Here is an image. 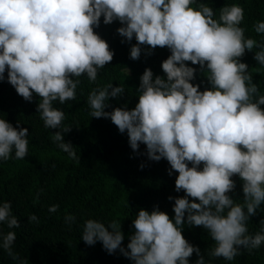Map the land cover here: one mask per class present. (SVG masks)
I'll use <instances>...</instances> for the list:
<instances>
[{
  "label": "clouds",
  "instance_id": "obj_1",
  "mask_svg": "<svg viewBox=\"0 0 264 264\" xmlns=\"http://www.w3.org/2000/svg\"><path fill=\"white\" fill-rule=\"evenodd\" d=\"M214 16L213 8L198 0H0V82L7 72V82L25 101L39 97L44 127L58 129L52 141L73 160L80 157L63 135L71 127H62L65 114L53 102L75 100L79 77L86 74L94 83L98 70L113 60V50L94 31L101 17L105 25L119 21L123 26L117 32L128 42L135 38L133 60L140 58L142 45L150 46L148 55L157 47L170 50L161 65L166 78H154L146 68L133 109L105 111L109 98L125 91L112 83L93 89L87 103L91 117L110 118L121 134L127 132L134 152L143 143L149 160L166 159L168 174L178 173L175 191L185 195L168 197L174 199L173 218L158 206L140 209L127 248L120 221L86 220L81 239L87 245L99 241L108 254L119 250L134 264H189L193 253L199 257L195 264H206L199 247L183 236L185 223L207 230L214 241L212 258L232 261L241 246L251 254L264 244V220L254 235L247 227L264 204V95L241 62L246 50L257 49L254 60L264 66V40L245 36L244 9L238 4L223 6L218 19ZM253 27L264 35V21ZM186 62L199 65L210 88L201 91L191 82L197 69ZM28 136V128L0 119V161L25 159ZM234 176L242 181L243 203L229 195L236 188ZM58 209L51 205L48 211ZM65 221L71 227L76 217L67 214ZM28 222L39 221L30 215ZM0 223L20 227L11 201L0 203ZM15 240V232L0 231V248L28 264L13 252Z\"/></svg>",
  "mask_w": 264,
  "mask_h": 264
},
{
  "label": "trees",
  "instance_id": "obj_2",
  "mask_svg": "<svg viewBox=\"0 0 264 264\" xmlns=\"http://www.w3.org/2000/svg\"><path fill=\"white\" fill-rule=\"evenodd\" d=\"M198 2L212 7L215 19H218L223 6L238 4L244 9L240 26L245 29V36L257 41L264 40V35L257 34L253 27L256 22L264 21V0ZM191 6L196 7L195 4ZM122 26L119 21L105 25L101 17L100 26L94 31L113 50V60L98 70L96 82H90L86 74L79 77L75 100L63 105L59 101L53 102V107L65 114L62 127H71L69 132L63 133L64 140L74 146L79 160L70 159L53 143L52 135L58 129L44 127L37 113L39 97L34 94L32 102L25 101L7 82V72L5 80L0 82V119H6L14 127H26L29 131L28 155L25 159L0 161V203L11 201L12 214L20 223L19 228L13 229H9L6 223H0V231L4 234L9 231L16 233L12 250L28 264H134L119 250L108 254L99 241L95 245H87L81 239L84 222L94 219L107 225L114 219L120 221L124 235L122 246L127 248L130 236L135 232L132 221L140 209L151 212L154 206H158L159 210L173 218L174 199L169 200L168 197L185 195L183 190L175 191L178 173L173 171L171 176L168 174L170 165L166 159L158 162L149 160L143 143L138 152H134L129 145L127 132L121 134L110 118H94L89 114L91 110L87 98L95 88H103L109 83L113 87H123L125 91L121 96L109 98L110 107L105 111L110 112L116 107L131 110L138 103L137 90L146 68L152 70L154 78H166L161 65L171 54L170 50L157 47L148 55L150 46L142 45L140 58L133 60L130 49L137 42L135 38L128 42L118 34L117 29ZM122 40L125 42L122 43ZM255 51L257 49L246 50L241 62L249 66L253 83L264 95V66L254 60ZM186 63L197 69L196 78L191 82L199 84L201 91L210 88L199 65ZM261 107L264 108V105ZM232 179L236 188L229 195L236 203H243L242 181L239 176ZM51 205H59L58 211L50 213L48 209ZM67 214L76 217L71 227L65 221ZM30 215H36L39 222L29 223ZM261 220H264V204L247 222L249 234L254 235L261 230ZM182 234L189 243L199 247L206 264H264V244L251 254L241 246L240 255L227 261L208 255L214 241L206 229L190 227L185 223ZM198 258L193 253L189 264H195ZM0 264H19V261H14L0 248Z\"/></svg>",
  "mask_w": 264,
  "mask_h": 264
}]
</instances>
